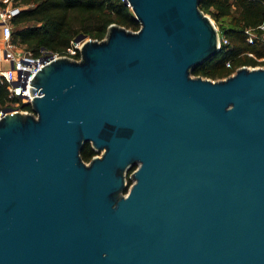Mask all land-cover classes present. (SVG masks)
<instances>
[{"label":"water","instance_id":"obj_1","mask_svg":"<svg viewBox=\"0 0 264 264\" xmlns=\"http://www.w3.org/2000/svg\"><path fill=\"white\" fill-rule=\"evenodd\" d=\"M125 2L138 30L78 34L3 108L0 264H264V65L195 75L200 0Z\"/></svg>","mask_w":264,"mask_h":264},{"label":"trees","instance_id":"obj_2","mask_svg":"<svg viewBox=\"0 0 264 264\" xmlns=\"http://www.w3.org/2000/svg\"><path fill=\"white\" fill-rule=\"evenodd\" d=\"M14 4L21 10L11 18L13 39L35 54L42 49L62 51L80 33L102 39L111 23L132 30L141 26L124 0H14ZM200 7L216 22L228 18L230 25L220 50L196 66L193 74L217 79L242 65H264V0H200ZM74 57H80L79 50ZM16 100L9 97L7 81H0V109ZM96 153L89 142L82 150L87 161Z\"/></svg>","mask_w":264,"mask_h":264},{"label":"built area","instance_id":"obj_3","mask_svg":"<svg viewBox=\"0 0 264 264\" xmlns=\"http://www.w3.org/2000/svg\"><path fill=\"white\" fill-rule=\"evenodd\" d=\"M20 10L21 6L14 4V0H0V81H7L10 98H18L11 105L12 107L31 111V108L24 107V104L31 106L33 99V95L30 93V80L48 59L62 55L74 57L76 50L81 47V42L73 40L71 45L62 51L42 49L38 54H35L13 39L11 18ZM262 28H264V24ZM224 40L226 41V39ZM4 61L9 63L8 67H1V63ZM2 114L3 108L0 109V117Z\"/></svg>","mask_w":264,"mask_h":264},{"label":"rangeland","instance_id":"obj_4","mask_svg":"<svg viewBox=\"0 0 264 264\" xmlns=\"http://www.w3.org/2000/svg\"><path fill=\"white\" fill-rule=\"evenodd\" d=\"M214 22L216 23V26H217L218 31L220 33V37L222 38L223 37V32H224L225 28L230 25L229 19L228 18H225V19H222L221 21H218V22H216L214 20ZM21 46H23V45H21ZM13 103H15V102L14 101H8L7 102V104H9V105H12Z\"/></svg>","mask_w":264,"mask_h":264},{"label":"crops","instance_id":"obj_5","mask_svg":"<svg viewBox=\"0 0 264 264\" xmlns=\"http://www.w3.org/2000/svg\"><path fill=\"white\" fill-rule=\"evenodd\" d=\"M8 66H9V63L8 62H5L4 61V62L1 63V67H8Z\"/></svg>","mask_w":264,"mask_h":264}]
</instances>
